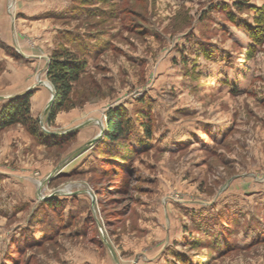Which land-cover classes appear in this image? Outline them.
I'll list each match as a JSON object with an SVG mask.
<instances>
[{"label":"rangeland","instance_id":"obj_1","mask_svg":"<svg viewBox=\"0 0 264 264\" xmlns=\"http://www.w3.org/2000/svg\"><path fill=\"white\" fill-rule=\"evenodd\" d=\"M28 89L57 137L0 129V264H264V0H0V113Z\"/></svg>","mask_w":264,"mask_h":264},{"label":"trees","instance_id":"obj_2","mask_svg":"<svg viewBox=\"0 0 264 264\" xmlns=\"http://www.w3.org/2000/svg\"><path fill=\"white\" fill-rule=\"evenodd\" d=\"M85 67L86 61L77 59L72 52L57 50L54 53L47 71L55 93L50 107L49 121H53L57 113L66 107L74 86L80 80ZM31 96L32 89L13 96L3 105L0 113V129L16 123H22L29 128L33 135L38 136L42 142L48 144L55 142L56 132L50 133L53 136L51 140L46 139L44 134L39 132V127H37L38 120L31 114ZM129 125L130 120L125 118L120 108L110 109L104 138L109 142H117L121 137L126 136ZM145 128V131L147 130L148 135L151 136L150 127L145 125ZM127 151V149L118 150L116 155L124 157ZM52 200L49 199L48 201L52 202Z\"/></svg>","mask_w":264,"mask_h":264},{"label":"water","instance_id":"obj_3","mask_svg":"<svg viewBox=\"0 0 264 264\" xmlns=\"http://www.w3.org/2000/svg\"><path fill=\"white\" fill-rule=\"evenodd\" d=\"M42 82H44V81H40V83H42ZM50 87H51V85H50ZM28 90H30V89H28ZM28 90H27V91H28ZM54 96H55V93H53L52 96H51V99H50L49 104H48V108L52 105L53 100H54ZM52 132H53V131H52ZM103 133H104V131L101 130V132L99 133V135L96 136V137L91 141V144H92V143H95L96 141H98V140L100 139V137H102Z\"/></svg>","mask_w":264,"mask_h":264},{"label":"crops","instance_id":"obj_4","mask_svg":"<svg viewBox=\"0 0 264 264\" xmlns=\"http://www.w3.org/2000/svg\"><path fill=\"white\" fill-rule=\"evenodd\" d=\"M43 85H45V83L43 84ZM43 88V87H42ZM25 92V91H24ZM42 92L44 93L45 92V89H42Z\"/></svg>","mask_w":264,"mask_h":264}]
</instances>
